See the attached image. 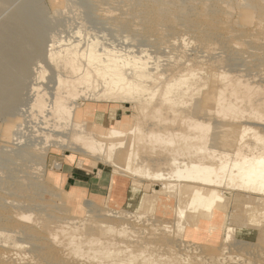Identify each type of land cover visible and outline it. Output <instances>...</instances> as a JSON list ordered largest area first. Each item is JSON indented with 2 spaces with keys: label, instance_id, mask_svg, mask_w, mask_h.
Returning a JSON list of instances; mask_svg holds the SVG:
<instances>
[{
  "label": "bare ground",
  "instance_id": "bare-ground-1",
  "mask_svg": "<svg viewBox=\"0 0 264 264\" xmlns=\"http://www.w3.org/2000/svg\"><path fill=\"white\" fill-rule=\"evenodd\" d=\"M7 1L0 0V12L2 8H8L10 1L13 2ZM132 2L127 3L129 7L133 6L129 15L140 19L146 34L154 38V46H163L161 53H164V48L171 49L172 57L168 60L165 57L164 60L167 63L161 64V57H151L144 50L123 53L116 48L100 45L95 39L85 44H81L82 40H54L47 53L42 51L46 57L42 52L39 53L54 70L53 86L49 91L41 90L37 82L43 80L46 73L43 66H37L34 75H27L29 70L33 74L29 66L40 64L41 57L35 65H29V62L28 68L24 65L26 59L33 63L39 56L36 53L39 48L35 51L38 56L35 57L33 51L32 55L28 54L31 49L38 47L35 40L39 32L34 37V24L30 27L31 23L26 25L21 21L27 4V7L23 6V11L18 10L22 14H16L18 7L10 17H6L9 16L7 12L4 14L6 18L0 22V105L3 104L0 110L2 107L4 111L10 109L17 103L23 105L22 101L26 99L21 100V92L26 89L27 93L24 91V94L30 98L28 102L25 101L29 110L25 113L33 119L38 116L43 121V127L40 125L42 129L38 128V131L41 129V136L38 133L37 136L45 142L50 139L55 141L57 150L72 152L66 158L73 159L75 155L87 157V164L77 157V167L96 170L98 179L102 178L104 171L96 169L95 163L111 168L112 176L107 187L109 197L106 203L104 200V207L98 208L87 202L74 204L73 213L85 214L79 218L73 217L67 209L60 208L52 200L48 203L41 200L43 203L36 204L35 196L34 199L29 194L33 188H25L26 184L11 191L13 197H9L10 194L7 197L6 183V193L3 192L6 195L2 193L5 197L0 194V264H238V261L244 262L242 255L248 248L244 246L245 243H240L243 245L242 250L240 247L243 254L232 256V246L228 245L229 240L233 239L232 234L250 235L251 239L263 237L264 73L261 70L264 66L260 65L264 64V48L260 49L261 53L256 52L258 49L253 48L254 53H251L252 48L249 50L250 58L247 57L251 59V64H244L247 66L244 70H237L236 67L232 70L227 61L224 63L222 51L219 50L232 53L241 47L243 39L252 40L253 33L264 35V0H199L198 6L205 8L194 12L195 7L187 6L193 10L190 13L185 6L188 14L181 10L184 6L179 9L175 7V0ZM234 10L237 12L236 17L241 20L240 24L235 22L236 19H231ZM111 11L110 15L113 13ZM40 27L37 25L36 29ZM169 35L172 38L166 39ZM192 35L200 52L196 51L197 46L192 43L196 53L192 48L194 54H187L185 45L189 40L184 39V36ZM257 42L254 39L251 41L256 45L261 41ZM28 56H34L33 60ZM258 66L261 70L256 72ZM29 76L34 82L30 83L31 78L28 81L30 84L23 83ZM15 77L18 80L12 83ZM14 82L16 86L12 87L11 83ZM24 84L29 85L24 86L23 90ZM82 101H114L130 105L133 114H125L118 123L114 118V110L110 111L111 126L104 127L100 106H83ZM8 104L10 107L7 108ZM20 104L16 106L19 108ZM4 111L0 112L5 115ZM96 117L97 121L94 120ZM147 120L155 124L152 122L153 125H149L147 122V126ZM13 121L9 122V129L20 125L18 119ZM44 128H48L49 133H43ZM45 142L46 147L42 144L44 146L41 148H29L30 151H37L40 156L37 159L41 161L48 149L54 148L53 142H50L52 146ZM216 143L218 146L222 143L220 146L230 149L218 148ZM142 153L150 159L145 155L142 158ZM26 154L30 152L26 150ZM41 165L34 163L30 169L40 172ZM141 180L160 184V189L150 188L144 198L139 197L145 201L141 205L147 214L113 210L111 202L123 199L129 187L126 207L137 204L134 199L138 198L137 193L142 188ZM35 186L39 196L48 193L50 198L56 197L47 186L42 187L41 183ZM96 187L103 188L101 180ZM232 192L236 195L231 199L233 208L230 212L228 207L232 205ZM69 196L78 200L82 195L70 191ZM32 203L36 206L30 207ZM238 210L247 211L250 215L241 219L235 215ZM45 211L51 212V215L45 214ZM171 216L174 219L170 225L165 220ZM153 217L164 221L159 223ZM149 221H155L154 225ZM147 222L154 227L153 234ZM145 226L152 235L148 234ZM184 235L187 239L206 241L213 245L220 242L221 254L207 257L202 250H198L199 245L197 247L196 244L184 242ZM22 237L30 241L24 243L20 240ZM246 245L249 247L251 243ZM250 247L254 250V246ZM247 255V258L252 256L249 252ZM252 258L250 260L256 257ZM244 263L251 264L248 261Z\"/></svg>",
  "mask_w": 264,
  "mask_h": 264
},
{
  "label": "rangeland",
  "instance_id": "rangeland-1",
  "mask_svg": "<svg viewBox=\"0 0 264 264\" xmlns=\"http://www.w3.org/2000/svg\"><path fill=\"white\" fill-rule=\"evenodd\" d=\"M8 1H10V0H8ZM8 1L6 2V3H8ZM22 0H13V2L12 1H10V2H12V3H8L7 4V6H8V8L7 7H4V9L2 8V11L0 12V22L1 21H3L6 17L8 18V17H10L11 15H13V13L15 14V11H16V14H18L17 12H20V11H23L24 10V8H23V6L24 7H27L28 6V8H25V10L23 11L24 13H23V18H21V21H23V23H25L26 25L28 24V22L29 23H31V24H29L30 25V27L32 26V24H34L33 26V28L32 29H34L35 28V32L32 30V32H34L33 33V35H34V37L35 36H37V33H38V35L41 37V35H42V37L40 38L39 36H37L36 37V46H38V47H36L35 48V50H30V53H28L29 55H32V53H31V51H33V55L36 57V56H38L37 54H35V51L36 50H38V48H39V50H40V48H42V49H44V50H38V52L36 51V53H41L42 51L43 52H48L49 50H50V44H52V42L54 41V40H63V41H73V39L74 40H79V41H81V44H85L86 42H88V41H92V40H96V41H98V43L101 45H103V46H106V47H112V48H116L117 50H119V51H123V53L125 52H135V53H139V52H141V50L143 51H145L146 53H148V54H150V56L151 57H154L155 56V58H160L161 57V59H159V61H161L160 63L161 64H165L164 62H166V61H164V60H166L167 58H169L171 55H172V53L170 54V52H172L171 51V49H169V48H164V53L162 52L161 53V49L163 48V46L162 47H159L160 48V50H159V48H158V46H154V38L152 37V35H150V34H146V31L144 30V26H143V24H140V23H142V22H139V20L140 19H135V18H133L132 16H130L129 15V13H130V10H132V8H133V6L132 5H130V7H129V4L132 2V4L133 3H136V2H138V0H131V2H130V0H128L129 1V4H127L128 3V1L127 0H23L22 2H21ZM116 1V2H115ZM123 1V2H122ZM140 1V0H139ZM176 1V5H175V7L176 8H181V7H183V8H181V10H184V12H185V6L187 7H189L190 5V7H195L196 9H194V12H196V11H198V9L200 8H205V7H202L201 5L200 6H198V2L197 1H199V0H175ZM195 3V5H193L194 3ZM19 2V3H18ZM21 2V3H20ZM28 2V3H27ZM98 2V3H97ZM100 2V3H99ZM177 2H179V3H177ZM188 2V3H187ZM189 2L191 3V4H189ZM25 3V4H24ZM30 3V4H29ZM15 4V5H14ZM26 4H27V6H26ZM96 4H99V5H96ZM101 4V5H100ZM103 4V5H102ZM128 5V6H125V5ZM197 4V5H196ZM205 4H209V2H205ZM18 5V6H17ZM178 5V6H177ZM22 6V7H21ZM123 6V7H122ZM14 7V8H13ZM18 7V8H17ZM29 7H30V9H29ZM31 7H32V9H31ZM111 7V8H110ZM129 9H128V8ZM132 7V8H131ZM186 8V11L189 9V11H190V13H191V11H193V10H191L192 8ZM17 8V9H16ZM34 8H35V10H34ZM110 8V9H109ZM125 8H127V9H125ZM178 8V9H179ZM6 9V10H5ZM16 9V10H15ZM30 12V14H29V12H27V10ZM108 9V10H107ZM124 9V10H123ZM10 12H9V11ZM14 10V11H13ZM18 10H20V11H18ZM104 12H103V11ZM107 10V11H106ZM112 10V11H111ZM117 10V11H116ZM36 11V12H35ZM99 11V12H98ZM102 11V12H101ZM106 11V12H105ZM109 11H111V12H113L111 15H112V17H111V15H110V13H109ZM115 11V12H114ZM119 11V12H118ZM126 11H127V13H126ZM6 12L9 14V16H6L5 17V15H6ZM33 12V13H32ZM109 14H108V13ZM183 12V11H182ZM183 12V13H184ZM2 13V14H1ZM12 13V14H11ZM107 13V14H106ZM122 13V14H121ZM186 14H188L187 12H185ZM237 12H236V10H234L233 11V14H232V16H231V19H232V21H234L235 19H236V21L235 22H237V24H240L241 23V20L240 19H238L236 16H237V14H236ZM5 14V15H4ZM7 14V15H8ZM19 14H22L21 12L19 13ZM38 14H40V15H38ZM102 14H103V16H102ZM126 14V15H125ZM4 15V16H3ZM29 15V16H28ZM42 15H43V17H42ZM105 15V16H104ZM107 15V16H106ZM108 15H109V17H108ZM128 15H129V17H128ZM36 18H35V17ZM38 16V17H37ZM40 16V17H39ZM124 16V17H123ZM4 17V18H3ZM27 19L28 17V21L26 22V19ZM31 17H34V18H31ZM121 17V18H120ZM2 19V20H1ZM24 19H25V21H24ZM31 19V20H30ZM42 19V20H41ZM37 20H39V21H37ZM34 21V22H33ZM33 22V23H32ZM38 22H40V25H39V23ZM115 22V23H114ZM137 22V23H136ZM35 23H36V25H35ZM38 23V24H37ZM119 23V24H118ZM123 23V24H122ZM139 24V25H138ZM28 25V26H29ZM37 25H38V27H40V28H38L39 30H37L36 29V27H37ZM42 25H43V27H42ZM132 25V26H131ZM123 26V27H122ZM135 26V27H134ZM236 26V25H235ZM129 27V28H128ZM132 27V28H131ZM139 27V28H138ZM141 27H143V28H141ZM138 30H137V29ZM136 29V30H135ZM140 29V30H139ZM141 29H143V30H141ZM43 30V32H41V31ZM136 31V32H135ZM78 33V36L76 35L77 33ZM46 33V34H45ZM48 34V35H47ZM45 35V36H44ZM253 36H254V41H261V42H257L258 43V45H256V44H253V43H251V41L253 40H248V39H243L245 42H247L248 44H245V42L242 40V44H241V47L239 46L236 50L234 49V51H232V53H230L229 51L227 52V51H223V50H219L222 54H221V56L222 57H224V58H222V59H224L223 61H224V63H225V61H227L226 63H227V65L230 67V68H232V70H234L235 69V67L237 68V70H241L242 68H243V70H244V68L246 67L247 68V66H249L251 63L249 62L251 59H249L250 58V55L248 54V52H249V50L251 49V50H253V51H251V53H254L255 51H254V49H258V50H256V52L258 51L259 53H261L260 51V49H262V48H264L263 46V40H264V35L262 36V34H255V33H253ZM81 37V38H80ZM147 37V38H146ZM168 38H166V39H169V37H171V35H169V36H167ZM184 37H186V38H184V39H188L189 40V43L188 44H186L185 45V50L187 51L186 53L188 54H194L193 53V51H191V49L192 50H196V49H194V48H196L195 46H197V52H200V48L198 47V43L195 41V39H194V37H193V35L192 36H184ZM188 37V38H187ZM256 37H258V38H256ZM263 37V38H262ZM33 38V37H32ZM40 38V40H42L43 38V40H42V42L39 40L38 41V39ZM152 38V39H151ZM172 38V37H171ZM255 38H256V40H255ZM35 38H33V40H34ZM71 39V40H70ZM151 39V40H150ZM194 39V40H193ZM258 39H260V40H258ZM248 40V41H247ZM48 41V42H47ZM52 41V42H51ZM195 43H194V42ZM250 41V42H249ZM83 42V43H82ZM44 43H45V45H44ZM195 45H193V44ZM40 44V45H39ZM43 44V45H42ZM246 46H245V45ZM250 44L252 45V46H254V47H251L250 46ZM260 45H261V47H260ZM263 45V46H262ZM47 46V47H46ZM247 46L249 47V48H247ZM256 47V48H255ZM260 47V48H259ZM240 48V49H239ZM246 49L245 51L244 50H242V49ZM254 48V49H253ZM49 49V50H48ZM157 49H158V51H160L159 53H157L158 51H157ZM166 49V50H165ZM168 49H169V52H167L168 51ZM130 50V51H129ZM237 50H239V52L237 51ZM191 51V52H190ZM196 51H195V53H196ZM243 53H242V52ZM41 53L42 55L44 54V53ZM226 52V53H225ZM241 52V53H240ZM244 52H247V54L245 55V53ZM46 53L43 55L44 57H46ZM161 53V54H160ZM165 53H167V54H165ZM225 53V54H224ZM233 53H235L234 55H233ZM237 53V54H236ZM160 56H159V55ZM229 54V55H228ZM167 55V56H166ZM224 55H226V56H224ZM241 55V56H240ZM243 55V56H242ZM247 55L249 56V58L247 57ZM34 56H32V58L34 57ZM164 56V57H163ZM228 56H230V57H228ZM246 56V57H245ZM41 57V55L39 54V56L37 57V58H35L36 60H33L32 58H31V56L29 57L28 56V58H30V59H32L33 60V63H31L30 62V60L29 59H26L27 61H25V63L27 62V65L24 63V65L26 66V68H28V66L29 65H32V64H36L37 62L36 61H38V58H40ZM165 57H166V59H165ZM172 57V56H171ZM244 57H245V59H244ZM163 58V59H162ZM231 58V59H230ZM43 59L46 61L47 59H45V58H42L41 57V59H39V60H41L39 63L40 64H37L35 67H33V65L32 66H29V69H31L32 68V70H33V74H30L32 71L31 70H29V72L27 73V75H34L35 74V72L37 71V70H35L34 71V69H36V68H38L39 66H43L44 67V71L46 72V73H44V78H43V80H40V82L39 81H37L38 82V86H40V88H41V90H44V91H49V89H51V87L53 86V84H52V82H53V80H52V78L54 79V75H53V67H51V65H50V63H48V61H43ZM228 59V60H227ZM235 59H236V62H235ZM239 59V60H238ZM168 60V59H167ZM163 61V62H162ZM231 61V62H230ZM245 61V62H244ZM24 62V61H23ZM30 64H29V63ZM35 62V63H34ZM244 62V63H243ZM250 64H249V63ZM46 63V64H45ZM167 63V62H166ZM253 63V62H252ZM29 64V65H28ZM247 65V66H245V65ZM46 65V66H45ZM234 65V66H233ZM38 66V67H37ZM48 66H49V68H48ZM234 68H233V67ZM239 66H242V67H239ZM261 67L262 66H264V64H261L260 65ZM260 66H258L259 67V69H257V68H255V69H257L256 70V72H259L260 70H261V67ZM31 67V68H30ZM46 67V68H45ZM245 68V69H246ZM49 70V71H48ZM262 71V73H264V67H263V69L261 70ZM51 73V74H50ZM49 74V75H48ZM46 75V76H45ZM31 76H29V78L28 79H26L25 80V82H23V83H29L30 82V80H31ZM34 77V76H33ZM48 77V78H47ZM264 76H262V78H263ZM47 78V79H46ZM16 77L11 81L12 83H13V81H15L16 82ZM18 80V79H17ZM29 81V82H28ZM14 82V83H15ZM19 82V81H18ZM34 81H33V78H32V80H31V82L30 83H33ZM11 83V85H12V87H13V85H15L16 86V83L15 84H12ZM26 83V84H27ZM29 83V84H30ZM28 84V85H29ZM28 85L26 86L25 84L23 85V90H24V86L25 87H28ZM43 85V86H42ZM47 85V86H46ZM44 88V89H43ZM48 89V90H47ZM22 90V89H21ZM22 90V91H23ZM24 91H26V89L24 90ZM24 91L23 92H21V93H23V95H21V100H23V99H26L25 101L26 102H28V98H30L29 97V95L27 96H25V94H24ZM7 93V92H6ZM9 93H10V91H9ZM25 93H27V91L25 92ZM2 94H4V93H2ZM24 96H25V98H24ZM25 101H22V102H24L23 103V105L22 104H20V103H17V104H14V103H12L11 105H13V106H11V107H16V111L13 109V108H11L9 105L10 104H8V106H7V108L8 107H10V109L8 108V109H6L5 111H4V109L5 108H3L2 107V110H0V111H4L5 113V115H3L1 112V114H2V116L0 115V186H2V183H4L3 184V187H2V189L0 188V190H2L1 192H0V194L2 195V193L3 192H5V191H7L8 193H3V194H5L7 197H8V195H9V197H13V195H12V192L13 191H15V188H18L20 185H24V184H26V186L24 185V187L26 188V187H28V189L30 188V186H31V188H33V189H31L32 191H33V193L31 194V190L29 191V194L34 198V196H35V198L37 199V201L36 200H34L35 201V203L36 202H41V200L42 201H44V203L46 202V203H48V202H50L51 200H52V202L53 203H58V205H60V208L62 207V208H64V209H67L69 212H70V214L73 216V217H76V218H79V217H83L85 214H84V212L82 213V214H79V215H77V214H75V213H73L72 212V208L74 207V204H78V205H81V204H83V203H85V202H87V203H90L91 205H97V207L98 208H102V207H104V205H105V203L107 202V200H108V197H109V192L107 191L108 190V184H109V182H110V178H111V176H112V174L110 173L111 172V168H109V167H107V166H104V165H98V164H96L95 163V165H96V169L98 168V169H101V170H103L104 172L101 174V176H102V178H100L99 180H98V178H97V180H95V185H94V187H95V190H97L96 188V185L100 182V180H103L106 184H104V186H103V188H101L100 189V191L98 190V191H91V194H88V195H85V197H84V195L81 193V190H79V189H76V188H73V189H71L70 191H73V192H78V193H80L82 196L80 197V199H74V198H72L71 199V196H69V192L70 191H63L61 188H60V184L61 183H63L64 182V179H63V177H61V176H63V175H60L59 174V172H60V168H61V166L63 167V164H66L65 163V160H66V156H68V155H71L72 154V152H70V151H68V150H60V149H58L57 150V146L55 147L54 145H55V141H51V139L50 140H48L47 142L50 144V142H53V146H54V148L53 147H50L48 150V153H47V155L45 156V158H44V160L42 159V161L41 160H38L37 159V157H40V156H38L37 155V151L36 150H31L30 151V149L29 148H31V149H36V147L38 148H41V147H43L45 144H44V140H43V138H41V137H39V136H37L38 134L41 136V134H40V132H41V129H42V127H43V125H41V123L43 122H41V120L42 119H38L39 117L37 116H35L36 118H31V117H29V115L30 114H26L25 113V111L26 112H28L29 110H27V106H28V103H25ZM20 102V101H19ZM9 103V102H8ZM81 103H83V106H86V105H88V104H93V105H98V106H100V112L102 113V115L101 114H99V115H101V118H102V125L104 126V127H109V126H111V124H110V122H109V117H110V111H113L115 114H116V117H115V120H116V122H118L119 123V121L121 120V118L126 114V115H131V114H133V111L131 110V109H129V107H130V105H125V104H119V103H116V102H114V101H108V102H91V101H82ZM18 104H20V106H19V108H18V106H16V105H18ZM25 104V105H24ZM120 106H119V105ZM3 105V104H2ZM2 105H0V108H1V106ZM22 105V106H21ZM6 106V104H4V107ZM24 106V107H23ZM27 107V108H26ZM119 107V108H118ZM18 108V109H17ZM115 108V109H114ZM117 108V109H116ZM11 109H12V111H11ZM8 110V111H7ZM11 112H10V111ZM23 110V111H22ZM7 113V114H6ZM17 113V114H16ZM26 114V115H25ZM31 116V115H30ZM107 116V117H106ZM28 118V119H27ZM14 119H18L19 120V124L20 125H18V126H14L13 128H11V129H9V122L10 123H14ZM25 119V120H24ZM34 120V121H33ZM39 120V121H38ZM94 120L95 121H97V117L96 118H94ZM150 121V120H149ZM35 122V123H34ZM106 122L108 123V124H106ZM148 122V120L146 121V123ZM153 122V121H152ZM151 122V123H152ZM149 123V125H153V123L155 124V122H153L152 124L150 123V122H148ZM148 123L146 124L147 126H149L148 125ZM42 127H41V126ZM37 126V127H36ZM41 128L40 129V131H38L39 129L38 128ZM35 129V130H34ZM46 128H44L43 130H42V132L43 133H49V131H47V130H49L48 128L45 130ZM33 131H35V132H33ZM38 131V132H37ZM47 131V132H46ZM6 132V133H5ZM10 133V134H9ZM12 133V134H11ZM33 133H35V134H33ZM38 133V134H37ZM8 134V135H7ZM38 137V138H37ZM41 138V139H40ZM39 140H40V142H39ZM44 141V142H42V141ZM52 140H53V138H52ZM41 143V144H39V143ZM47 142H45L47 145H49ZM35 143V144H34ZM42 144H44V145H42ZM49 145V146H52V145ZM220 144H222V143H220ZM220 144H219V146H220ZM214 145H215V143H214ZM48 146V147H49ZM218 145H217V143H216V147H218V148H224V147H222V146H220L219 147ZM44 147H46V145L44 146ZM227 147V146H226ZM28 148V149H27ZM227 148H229V147H227ZM227 148H224V149H227ZM230 149V148H229ZM26 150H28L29 152H30V154L29 155H27L26 154ZM10 157H9V156ZM141 155H143L142 156V158L144 157L145 158V156L147 157V158H149V156H147L146 154H144V153H142ZM145 155V156H144ZM121 156V155H120ZM119 156V157H120ZM75 157L76 158H73V159H71V158H67V160L69 161V163H72L75 159H77V157L78 158H82V163L83 164H87V157H80V156H78V155H75ZM122 157V156H121ZM121 157H120V159H121ZM31 158V159H30ZM34 158V159H33ZM37 159V160H36ZM150 159V158H149ZM38 161V162H37ZM34 163L35 164H39V165H41L42 166V168H40L39 166V169H40V172L39 171H37V170H32V169H30V168H32L33 167V165H34ZM44 163V164H43ZM152 164V163H151ZM18 166V167H17ZM59 166V167H58ZM16 167V168H15ZM81 167V166H80ZM19 169V170H18ZM27 170V171H26ZM29 170V171H28ZM42 170V171H41ZM85 170H90L89 168H86ZM31 171V172H30ZM37 171V172H36ZM105 171H107V173H105ZM20 172V173H19ZM43 172V173H42ZM22 173L24 174V175H22ZM94 173L97 175V171L95 170L94 171ZM21 174V175H20ZM109 174V175H108ZM37 175L39 176V179H37L38 177H37ZM28 176V177H27ZM99 176H100V174H99ZM26 178H29V180L28 179H26ZM31 178V179H30ZM33 178V179H32ZM34 178H35V180H34ZM16 179V180H15ZM21 179H23L22 180V183H21ZM40 179H41V181H40ZM8 180V181H7ZM34 180V181H33ZM3 181H5V182H3ZM15 181V182H14ZM19 182L20 181V183H18L17 184V182ZM26 181V182H25ZM40 181V182H39ZM9 182H13V183H11L10 185L8 184ZM25 182V183H24ZM28 182H29V184H28ZM6 183H7V185H8V188L7 187H5L4 185H6ZM15 183V184H14ZM35 184V185H40V183H41V185H43L42 187H46L47 186V189L50 191H52L53 193H55L56 194V197H52V198H50V196L49 195H47L46 193H41L40 194V196H39V192H38V189H37V193L35 194V185H33V184ZM17 184V185H16ZM6 185V186H7ZM13 185H16L15 187H13ZM33 185V186H32ZM140 185H142L141 187V189L138 191V193H137V195H138V198H136V199H134V200H136L137 202V204L136 205H134L133 207H126V202H128V200H129V191H130V187L127 189V191H128V198H127V191H126V193H125V197L123 198V199H121L120 201H118V202H116V201H113V202H111V205L113 206V210H122V211H126V213H127V211L128 212H130V213H145V214H147V211L145 210V209H143L142 208V205L141 204H143L145 201L144 200H142L141 198H139V197H142V198H144L145 197V195H146V193H148L149 191H150V188L151 189H160L159 187H160V184L158 183V182H154V181H151V180H141V183H140ZM11 186V187H10ZM35 186V187H34ZM156 186V187H155ZM5 187V188H4ZM9 190H7V189ZM13 188V189H12ZM51 188V189H50ZM6 189V190H5ZM5 190V191H4ZM12 191V192H11ZM62 191V192H61ZM11 192V193H10ZM67 195H66V194ZM107 194V195H106ZM42 195V196H41ZM142 195V196H141ZM235 193L234 192H232L231 193V197H230V202L232 201L231 199H233L234 197H235ZM2 196H4V195H2ZM5 197V196H4ZM41 198V199H40ZM49 198V199H48ZM106 199V201H105V203H104V200ZM127 199V200H126ZM38 200H40V201H38ZM50 200V201H49ZM144 201V202H143ZM140 202V203H139ZM33 204L32 206L30 205V207H35L36 206V204H38V203H36V204ZM41 203H43V202H41ZM60 203V204H59ZM232 203V202H231ZM25 206H27V204H25ZM108 206H109V204H108ZM232 208H233V203H232V205H229V207H228V211H232ZM41 209V208H40ZM32 211H34V210H32ZM46 212V213H45ZM44 213L45 214H49V215H51L50 213H49V211H45ZM48 212V213H47ZM236 216H239V218L241 217V219L243 218V216H249L250 215V213L249 212H247V211H240V210H238V211H236V214H235ZM235 216H233V218H234ZM35 218V217H34ZM154 218V217H153ZM153 218H152V220H153ZM151 219V218H150ZM172 219H174L172 216L171 217H168V220H165V221H167L168 223H170V225L172 224L171 222L173 221ZM154 220L156 221H158L159 223L160 222H163L164 220H161V221H159V219L158 218H154ZM172 220V221H171ZM151 221V220H150ZM149 221V223H151ZM155 221H152L153 223H151L152 224V226L154 225V223H155ZM148 223V222H147ZM149 223L147 224V227L149 226V228L151 229V231L150 230H148L147 229V227H146V229H147V232H148V234H153V228L154 227H151V224L149 225ZM261 230H264V226L263 227H261ZM149 231L151 232V233H149ZM160 233V232H159ZM147 234V235H148ZM151 234V235H152ZM157 234V233H156ZM151 235H149V236H151ZM154 235H155V233H154ZM158 235V234H157ZM156 235V237H159V236H157ZM257 235V234H256ZM250 235H248V236H239V235H237L235 232L232 234V236H231V238H233V239H230L229 240V242H228V245L231 247V249L233 250V254H232V256H236V255H242L243 254V251H240V247L241 246H243L244 245V243H245V247H246V249L248 248V251H244L245 253H244V255H242L243 256V261L245 262V261H248V262H251V264L253 263V264H264V261H260V260H264V257H263V255L262 254H264V234H263V237L261 238V237H257V236H255L254 237V239H251L250 237H249ZM153 237V236H152ZM155 237V236H154ZM23 239V240H22ZM22 239H20L22 242H24V243H28L30 240H28L27 238H25L24 239V237H22ZM182 240L184 241V242H189L188 244H193L194 246H196L197 245V247H198V245H199V247H198V250L200 249V250H202V252L207 256V257H216V256H219L220 254H221V246H220V242H218L217 244H215V245H213V244H211V243H208V242H206V241H199V240H193V239H191V238H188L187 239V237L184 235L183 236V238H182ZM26 241V242H25ZM28 241V242H27ZM233 242V243H232ZM31 243V242H30ZM240 243H243V245H241L240 244V246H238ZM250 243H251V245H250ZM196 244V245H195ZM237 245V246H235V245ZM246 244H249L250 246H254V250L252 249L253 247H248V245H246ZM219 245V246H218ZM234 245V246H233ZM228 246V247H229ZM24 247H27L28 249H29V246L27 245V246H25V244H24ZM229 247V248H230ZM234 247V248H233ZM236 247V248H235ZM244 247V248H245ZM220 248V249H219ZM242 248L243 247H241V250H242ZM249 248H250V251H249ZM258 248V249H257ZM193 249H197L196 247H193ZM260 249V250H259ZM237 250H238V252H237ZM244 250V249H243ZM254 251V252H252V251ZM258 251V252H257ZM261 251V252H260ZM263 251V252H262ZM183 253L185 252V251H182ZM240 252H242V253H240ZM251 253V255L253 256V258H255V259H253L252 258V256L251 255H249V256H251L250 258H252L253 260H250V258L248 257H245V256H248L247 255V253ZM261 253V255H260V253ZM186 254L188 253V252H185ZM256 253L258 254L257 256H255L256 255ZM190 254V253H189ZM193 255V254H192ZM245 257V258H244ZM259 257V258H258ZM247 259V260H246ZM249 259V260H248ZM212 260V259H211ZM256 262H255V261ZM244 262H242V260L241 261H238L237 263L238 264H243ZM247 263V262H246ZM246 263H244V264H246ZM248 264H250V263H248Z\"/></svg>",
  "mask_w": 264,
  "mask_h": 264
},
{
  "label": "crops",
  "instance_id": "crops-1",
  "mask_svg": "<svg viewBox=\"0 0 264 264\" xmlns=\"http://www.w3.org/2000/svg\"><path fill=\"white\" fill-rule=\"evenodd\" d=\"M114 115L115 118L116 114ZM65 163L66 164H63V167L61 166L59 172V174L63 175L64 178V182L59 185L64 192L76 188L81 190V193L85 197V195L91 194L92 190L96 192L101 189L99 188L95 190L94 187L95 180H97L96 177L97 175L94 173L95 170H85L77 167L76 160H74L72 163H69V161L66 158ZM101 184L104 186V184L106 183L103 180H101ZM127 198H128V191H127Z\"/></svg>",
  "mask_w": 264,
  "mask_h": 264
}]
</instances>
